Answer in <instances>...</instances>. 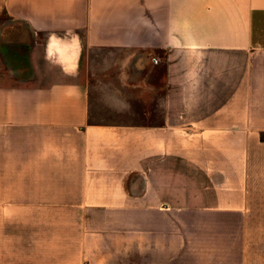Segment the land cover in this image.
I'll return each instance as SVG.
<instances>
[{
	"label": "crops",
	"instance_id": "1",
	"mask_svg": "<svg viewBox=\"0 0 264 264\" xmlns=\"http://www.w3.org/2000/svg\"><path fill=\"white\" fill-rule=\"evenodd\" d=\"M0 264H264V0H0Z\"/></svg>",
	"mask_w": 264,
	"mask_h": 264
},
{
	"label": "rangeland",
	"instance_id": "2",
	"mask_svg": "<svg viewBox=\"0 0 264 264\" xmlns=\"http://www.w3.org/2000/svg\"><path fill=\"white\" fill-rule=\"evenodd\" d=\"M6 49H8V48L6 46H4V50H5V52H7V59L5 60L6 64H9L11 67L25 66L26 58L23 57V55L21 56L22 52H20L19 50L8 52V51H6ZM28 71H32V70L28 69ZM18 77H20V76H17V79H18Z\"/></svg>",
	"mask_w": 264,
	"mask_h": 264
},
{
	"label": "built area",
	"instance_id": "3",
	"mask_svg": "<svg viewBox=\"0 0 264 264\" xmlns=\"http://www.w3.org/2000/svg\"><path fill=\"white\" fill-rule=\"evenodd\" d=\"M153 61H154V62H157V59L154 58Z\"/></svg>",
	"mask_w": 264,
	"mask_h": 264
}]
</instances>
